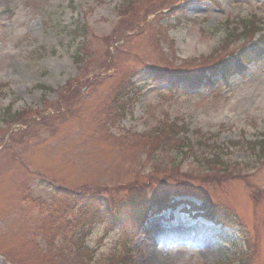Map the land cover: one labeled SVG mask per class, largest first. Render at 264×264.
<instances>
[{"label":"rangeland","instance_id":"rangeland-1","mask_svg":"<svg viewBox=\"0 0 264 264\" xmlns=\"http://www.w3.org/2000/svg\"><path fill=\"white\" fill-rule=\"evenodd\" d=\"M149 6L152 10L146 11ZM9 10L12 15L0 23V90L5 92L0 94V250L9 255L6 260L0 256V264H49L47 257L67 243L66 231L79 233L98 222L86 224L91 210L69 205L61 196L65 190L143 183L160 163H176L193 174L186 181L189 191L225 209L231 227L205 221L187 205L154 210L141 234L134 236L137 229L130 224L111 233L109 254L121 249L129 232L135 264H215L236 260L235 254L246 252L249 238L256 245L257 264H264V196L253 198V190L239 179L211 193L201 183L209 171L202 154L186 160L176 153L161 155L148 163L147 145L140 146L139 139L168 115L184 123L194 140L212 134L217 145H228V154L218 152L222 164L216 169L249 174L248 182L264 190V157L249 144L261 141L264 133V65L250 66L243 78L221 81L217 96L205 90L186 94L182 87L172 93L175 81L156 82L150 71L181 75L211 69L215 60L244 43L236 36L243 22L264 23V0H0V12ZM76 30L84 35L75 37ZM109 53L119 69L113 78ZM101 62L108 65L98 70ZM190 62L197 67L186 66ZM132 72L136 86L127 84ZM93 74L99 76L97 85L79 86L84 95L69 110H60L67 83L82 80L85 86ZM125 84L140 93L125 118L112 124L115 94ZM8 108L11 114L6 115ZM27 109L40 110L42 116H34V122L15 118L14 113ZM59 115V121H50ZM238 141L241 147L231 145ZM124 189L113 193L121 199L130 191ZM100 197L108 199L107 193ZM186 201L200 206L197 200ZM179 222L190 228L193 240L188 243L167 230ZM69 224L76 228L66 230ZM154 227L160 231L151 233Z\"/></svg>","mask_w":264,"mask_h":264},{"label":"trees","instance_id":"trees-1","mask_svg":"<svg viewBox=\"0 0 264 264\" xmlns=\"http://www.w3.org/2000/svg\"><path fill=\"white\" fill-rule=\"evenodd\" d=\"M245 28H246V33L248 35H251L253 36V32L254 30L257 31V26H255L254 24H250V25H244ZM248 53H252L254 54V56L256 55L258 57L259 54H264V36L261 37L260 40H257L255 41V43L252 44L251 46V50L248 51ZM247 53L243 52L240 54V58L241 60H245V61H251L252 58H251V55L247 54ZM245 58V59H243ZM254 58V57H253ZM239 61L238 59H236V61H227L226 62V66L229 70V73L230 71H233L234 67H237L239 68V65H238V62ZM237 62V64H236ZM235 63V64H234ZM226 70V68H224ZM225 78H227L226 74L224 75ZM185 82H187V85L192 88V89H196L197 87H202V86H209V87H212L213 86V83L212 81L207 77L205 76L204 74L203 75H197V76H193V77H189V78H185ZM72 88V87H70ZM21 116V114L19 115ZM264 144V142H263ZM217 177H214V179H216ZM132 198H135V197H132ZM130 207H132V213L135 217H137L138 215H141V212H144L145 211V208L146 206L144 204H140V205H137L135 206V204H132V199H130ZM83 238V242H81V240H79L78 244H77V254L74 256V252L71 253L72 257H66L67 259H65L66 261H70L71 258H72V264L73 261L76 262V264H82V252L81 250H83V246H84V237ZM87 252L90 253L87 249ZM125 261H126V256L122 255V257H120V255H118V257H113L112 259H105L104 260V264H125Z\"/></svg>","mask_w":264,"mask_h":264},{"label":"clouds","instance_id":"clouds-1","mask_svg":"<svg viewBox=\"0 0 264 264\" xmlns=\"http://www.w3.org/2000/svg\"><path fill=\"white\" fill-rule=\"evenodd\" d=\"M84 244L95 250L97 258L109 254L114 244V236L109 231L107 221H98L86 236Z\"/></svg>","mask_w":264,"mask_h":264},{"label":"bare ground","instance_id":"bare-ground-1","mask_svg":"<svg viewBox=\"0 0 264 264\" xmlns=\"http://www.w3.org/2000/svg\"><path fill=\"white\" fill-rule=\"evenodd\" d=\"M158 231H160V228L154 227L153 231L151 233L155 234V233H158ZM163 232H165V230H163ZM170 232L175 237H177L180 241H182L183 243H188L187 242L188 240H192L193 239V237H191V235H190V233H191L190 232V228H188V227L186 228V227L182 226L181 223H179V225L176 228L170 230ZM152 239H155V238H152ZM194 240H196L197 242L201 243V240L196 238V237L194 238ZM202 250L204 251V249H202ZM205 253H207V252H205Z\"/></svg>","mask_w":264,"mask_h":264}]
</instances>
